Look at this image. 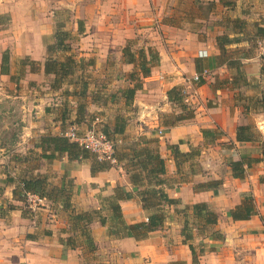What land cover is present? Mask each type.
Here are the masks:
<instances>
[{
  "label": "crops",
  "instance_id": "obj_1",
  "mask_svg": "<svg viewBox=\"0 0 264 264\" xmlns=\"http://www.w3.org/2000/svg\"><path fill=\"white\" fill-rule=\"evenodd\" d=\"M212 1L213 7L218 4ZM243 1L246 12L250 11L246 32L253 41L256 28H264V0L261 3ZM258 4L261 11L255 17L253 9ZM62 12L71 14L70 22L58 19ZM0 13L8 15L6 26L10 31V81L5 91L19 88L18 93L9 92L5 98L20 99L19 108L25 104L34 106L39 103L36 100L45 102L43 97L48 92H38V98L32 101L30 94L27 97L24 93L52 81L53 76L43 71L47 57L45 46L54 41L57 25H65L64 29L69 26L66 30L71 35V50L59 56L73 54L75 58L90 60L91 64L84 69L86 78L89 77L83 83L90 91L99 90L101 95H106L98 102L92 94L91 102L98 110L103 106L105 114L109 110L108 117L111 110L105 106L117 103V114L126 119L125 141L140 136L157 139L158 152L165 163L163 189L169 197L179 200L178 204L167 206L168 217L163 226L144 239L109 234L108 220L104 224L95 220L90 224L95 249L87 252L86 243L65 245L63 239L70 234L68 211L59 203H52V199H43L38 207H29L31 211L24 213L21 202L12 194L18 178L33 176L36 172L46 176L49 172L54 181L50 182L47 176L48 184L67 187L75 211L99 208L102 197L113 195L116 186L124 187L130 198L119 204L127 224L146 219L138 190L131 183L130 172L124 164L115 163L91 174L89 163L69 160L65 154L41 157L39 138L47 133L38 126L34 129L38 121L22 125L20 118L22 135L19 138L25 143L35 140L38 145L23 144L9 159V168L16 171L20 168L22 172L17 177L9 175L13 180L9 182V192L0 189V264H193L181 232L184 217L178 210L199 202L206 203L216 213L217 222L212 230L221 236L212 237L193 227L191 243L198 254L196 264H264V161H253L249 167L244 164L243 178L232 176L229 165L233 161L261 157L259 142H239L235 138L238 125L252 123L264 139V110L255 105V102L259 105L257 99L263 93L264 71L256 56L249 54L242 58L246 77L235 80L233 70L224 63H216L217 26L209 25L203 31L192 28L189 22L174 19L177 18L174 5L167 7L160 3L159 6V0H10L5 7L0 5ZM127 42L143 43L140 48L145 51L151 48L158 54L157 62L150 68V74L142 78V87L136 90L129 105L124 104L118 93L111 98L116 90L132 86L127 75L135 66L124 62L122 52ZM242 42L239 46H243ZM1 57L2 53L0 62ZM24 58L33 61L37 69L30 70L28 65L21 67L19 61ZM204 69L207 72L202 82H194L193 74ZM19 70L25 73L16 78L19 82L23 76L25 80L21 83L11 79ZM5 75L0 73V78L5 79ZM69 77L64 82L68 90H77L78 79L71 85ZM173 86L182 87L184 100L194 114L189 120L171 125L167 117L179 112L166 94ZM247 115L251 116L249 120ZM60 122L55 120L54 124ZM168 145H176L180 152L194 149L197 153L177 166ZM19 154L23 155L21 163L15 160ZM31 158L39 159L38 164L31 165ZM211 181L219 184L202 186ZM244 194L252 197L256 212L247 219H233L229 211L243 201ZM48 202L55 208L53 211ZM10 205L14 207L10 209ZM99 253L103 255L93 257Z\"/></svg>",
  "mask_w": 264,
  "mask_h": 264
},
{
  "label": "trees",
  "instance_id": "obj_2",
  "mask_svg": "<svg viewBox=\"0 0 264 264\" xmlns=\"http://www.w3.org/2000/svg\"><path fill=\"white\" fill-rule=\"evenodd\" d=\"M209 4L213 5V1H209ZM239 22L242 23L243 21ZM8 23V15L0 13V25L6 26ZM243 25L244 22L242 25H236L240 27V30L233 32V36H230L228 33H223L215 37V42L219 49L216 63H224L228 69L233 70V78L237 81L240 79L243 80V77H245L242 71L241 60L242 58H246L250 51H240L239 54L236 55V50L230 47L232 43L241 41L240 36L244 33L241 29ZM256 31L252 36L255 43L258 39L264 38V28L257 27ZM53 38L54 41L45 46L47 57L44 62L43 71L46 75L51 74L53 76L50 85L51 88L59 89L69 76H71L69 77L70 82L72 76L78 74V70L80 71L79 77H82L85 67L89 66L91 62L89 59H84L83 57L76 59L73 54L67 55L64 58H61V55L59 56V54L71 50L69 43L71 35L62 25H57ZM122 52L124 62L132 63L135 66V69L127 75L132 86L116 90V93L111 95V98H114L118 93L124 99V104L129 105L133 101L136 90L142 87V78L150 74V68L157 62L158 54L151 48L145 51L144 48L141 47L134 51L131 48V42H127ZM19 64L21 67L28 65L30 70H35L37 68L34 62L27 58L20 59ZM262 70L264 71V65ZM0 73L9 74V54L6 50L2 53ZM11 79L17 81L14 75H11ZM74 82H76V79ZM83 82L84 81L81 82L79 94H84L85 85ZM199 82H202V80ZM70 92L71 91L68 89L64 91L65 94H69ZM262 92V95L257 99V102H260L259 105L256 104V102L255 105L260 106L264 110V89ZM166 94L168 100L179 108L178 113L167 117L169 124L174 125L193 117V109L185 102L181 86H173ZM103 100L104 99H101V102ZM125 124L126 119L124 116H122V114H116L113 117V123L108 128L102 127L101 130L108 138L114 141V156L116 163L124 164L130 172L131 183L138 190L141 208L146 213L145 220L132 224H127L123 221L119 202L130 198L129 192L125 191L124 187L116 186L113 195L102 197L100 199L101 207L99 208L86 211H75L69 201L67 187H64L62 184L59 186L49 185L46 176H40L39 174L17 179L12 194L14 199L21 202V210L24 213L31 211L26 201L27 193H33L42 199H52L53 203H59L64 210L68 211L70 228L75 230L79 237L84 238V242L89 249L96 248L89 231L90 224L95 220H98L100 224H104L106 220H108L109 234H115L117 236L129 235L137 240L146 238L152 231L162 227L168 217L167 206L178 204L179 200L169 197L163 189V185L165 184V163L158 152L157 139L140 136L136 139L125 141ZM205 132L209 134L211 131ZM235 138L239 142H259L260 145V158L249 160L241 159L229 163L232 176L243 178L245 173L244 164L249 167L253 161H264V139L252 123L238 125ZM39 146L41 148L40 156L43 158H55L62 154H65L69 160L76 161L91 158V162L89 163L91 174L106 170L115 164L109 161L98 160L95 154L81 148L75 142L69 141L68 138L61 133L40 136ZM168 148L171 149L177 166L180 165L181 161L186 160L187 157L197 153V151H192L194 149H191L187 153L180 152L176 145H168ZM8 181L13 182L11 178H9ZM218 184V181H211L202 186L208 185L209 187H215ZM243 198V201L239 205L229 211L233 219H247L256 212L252 197L249 194H244ZM13 207L14 205H10L9 208L11 209ZM103 212H105V214H103ZM178 213H181L184 217L181 228L183 241L188 244L192 255V262L196 264L198 262V254L191 243L193 239L192 229L196 227L199 232H205L212 237H220V233L212 230V226L217 222V215L204 202L185 205L178 210ZM63 243L65 245H69L70 243L75 244L73 238L69 236L63 239Z\"/></svg>",
  "mask_w": 264,
  "mask_h": 264
},
{
  "label": "rangeland",
  "instance_id": "obj_3",
  "mask_svg": "<svg viewBox=\"0 0 264 264\" xmlns=\"http://www.w3.org/2000/svg\"><path fill=\"white\" fill-rule=\"evenodd\" d=\"M209 1L212 0H159V6L160 3L161 5L165 3L167 7L174 5L175 10L177 11V15H175L177 18L174 19L189 22V25L197 30L200 29L201 31H203L207 29L209 25H212L213 27L217 26L216 34L214 33L215 37L223 33L225 34L228 33L230 36H233L232 35L233 32H237L240 30V27H237L236 25H242L244 22V25L241 28L244 33L242 36H240L241 40L243 41L241 43L243 46H239L240 45L239 44L240 41H239L232 43L230 48L236 50L235 51L236 55H238L240 51L242 52L245 50L250 51L248 54L254 57L256 56V58H258V60L264 65V60H262L258 54L255 41L250 40L251 38L247 36L249 32H246L245 24L247 23L246 18L249 17L250 11L246 12L245 2L243 0H217V1L214 0L215 2H218V4L214 5L213 7V5L209 4ZM254 1L257 3H261V0H254ZM9 2L10 0H0V5L4 4L5 7L6 3L9 4ZM251 6L253 7L254 5ZM260 6L261 5L258 4V6H255V8L253 9V14L255 17L257 13L261 11ZM58 19H61V21L68 23L71 20V14L62 12L60 15H58ZM239 21H243V22L240 23ZM64 26L65 25H63V28ZM68 27L69 26H66L65 29L68 30L69 29ZM9 32H10L9 26L0 25V53H3L5 50L8 51V53L10 51ZM141 44L143 45V43L140 44H137V42L132 43L131 48L134 51H136L140 48ZM77 72L78 74L77 75L74 74V76H72V80L70 81L71 85H73L75 78L78 79L77 90H74L73 88L69 94L67 93L65 94L64 93L65 89H68L69 87L67 84L63 83L59 89H52L50 86L51 82L49 81L47 83H44L41 87L37 86V88H35V90H32L31 92L24 93L27 97L28 94H30L31 96L30 100L32 101L33 98H38L37 97L39 96L38 92L39 94H45L48 92L47 93L48 95L43 97L45 102L41 100H36L35 102H39L38 104L35 103L34 106L32 105L27 106L25 104L23 108H19L18 100L20 99L15 98V100H12V98L9 96L8 98H5L6 97L5 94L9 95V92L11 93L13 91H17V93L19 92V88H14L16 90L13 89L11 91L9 89H6L5 91V87H9V85L7 84V82L10 81L9 74H6L4 76L5 79L0 78V189L2 190V192L5 193L9 192V181H8L9 175L17 177L16 176L17 173L22 172L20 168H18L17 171L16 169L13 170L9 168V159L13 157V153L14 155L15 153H18L17 150L21 149V146L23 144H25L26 146L28 145L30 147L34 146L35 144L38 145V142L36 143L35 140H31L32 142L29 141L30 143H25V141L22 142V139L19 138V135H22L20 118L23 119L21 122L22 125L23 124L26 125L32 121H38L37 124L39 125H36L34 129H38L36 128L38 126L39 129H43L44 132L47 134L49 133L55 134L60 131L61 133H64L68 129V127L72 124H76L79 127V131L82 132L85 129H88L92 126L93 118L95 116L100 117V121L96 123V126H98L100 129H102V127L108 128L113 123V117L117 114L119 107L117 106V103L111 102V104L105 106L111 110V117L106 116V114H108L110 111L108 110V112L105 114L103 110V106L102 107L100 106V110H98L96 106L93 105V103L91 102L92 97L90 96L93 94L94 96L97 97V101L99 102L100 99H104L106 95H101L99 93L100 92L99 90H97L96 92L90 91V89H88V86L85 84H84L85 85L84 94H79L81 87V80L82 81L84 80V83H86L87 78L89 76L86 78L85 74H83L82 77H79L80 71L78 70ZM20 75H23V70L17 71V74H14V77L15 78L21 77ZM23 76H25V73ZM23 76L19 82L17 81L18 83H21V80H25L23 79ZM102 88L103 86L101 87V92L104 93ZM53 90H55V92ZM34 91H36V93ZM76 91L78 92V94ZM249 118H251V116L247 115V120H249ZM55 120H61L60 124L57 123L54 124ZM17 140L18 142L20 143L22 142V143L20 145H17L16 142ZM22 156L23 155L20 154L17 155L15 157L16 162L21 163L23 160ZM35 158H31L30 160L31 165L38 164L39 159H35ZM81 162L90 163L91 158L78 161V163ZM38 174L39 172H36L35 175ZM47 176L51 178L50 182L54 181V179L51 177V174L49 172L48 174H46V177ZM50 208L51 209L53 208L52 211L55 209L49 203V209ZM69 225L70 223L68 221V228L70 229L69 237L73 238V241L76 244L77 243L85 244L84 238L79 237L76 234L75 230L70 228L71 226ZM84 247L88 252L89 251L88 246H84ZM96 255L101 257L103 253L95 254L93 257L96 258ZM105 255L106 254H104V257H106Z\"/></svg>",
  "mask_w": 264,
  "mask_h": 264
},
{
  "label": "built area",
  "instance_id": "obj_4",
  "mask_svg": "<svg viewBox=\"0 0 264 264\" xmlns=\"http://www.w3.org/2000/svg\"><path fill=\"white\" fill-rule=\"evenodd\" d=\"M256 47L260 58L264 60V38L256 41ZM206 72L207 70L204 69L201 72L194 73L192 76L193 81L196 83L199 82ZM99 121L100 117L95 116L90 128L81 132L76 124H72L61 134L68 138L69 141L75 142L81 148L95 154L98 160L109 161L114 164L116 163L114 156V141L108 138L107 135L96 126V123ZM26 201L30 208H35L41 204L42 198L36 194L27 193Z\"/></svg>",
  "mask_w": 264,
  "mask_h": 264
}]
</instances>
